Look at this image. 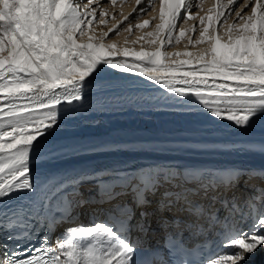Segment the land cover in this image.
<instances>
[{
	"label": "snow or ice",
	"instance_id": "6c2138e0",
	"mask_svg": "<svg viewBox=\"0 0 264 264\" xmlns=\"http://www.w3.org/2000/svg\"><path fill=\"white\" fill-rule=\"evenodd\" d=\"M105 2L108 7L100 0H0V204L27 194L24 204L0 213V221H7L0 231H8L5 239L15 242L11 248L0 244V264H192L201 245L190 248L184 232L200 236L217 226L226 229L238 210L236 195L229 194L241 176L249 175L240 169L179 171L152 164L67 171L44 182L32 179V158L45 146L38 138L56 131L66 115L86 110L82 97L105 86L95 83L105 71L144 77L165 90V100L218 118L217 122L246 128L264 115V0H215L207 10L203 0H132L130 11L125 12L121 3L118 14L117 0ZM150 25L151 30L143 31ZM99 26L103 27L97 34ZM110 34L123 37V45ZM182 41L183 51L167 50ZM200 45L206 47L189 50ZM232 147L106 141L73 144L42 158ZM247 148L264 152V145ZM259 178L264 179V171ZM85 182H94L96 189L87 198L80 191ZM149 197H156L155 211H141L136 230L147 237L153 231L151 217L159 213L157 224L165 240L155 248H141L144 241L133 243L129 236L132 206H151ZM85 204H113L123 216L119 227L110 223L114 217L108 211V220L68 227L51 246L49 230L66 221L75 223L73 210ZM217 205L226 210L223 219ZM165 212L174 215L169 219ZM234 232L228 239L232 254L211 264H247L264 251V217Z\"/></svg>",
	"mask_w": 264,
	"mask_h": 264
},
{
	"label": "bare ground",
	"instance_id": "6f19581e",
	"mask_svg": "<svg viewBox=\"0 0 264 264\" xmlns=\"http://www.w3.org/2000/svg\"><path fill=\"white\" fill-rule=\"evenodd\" d=\"M101 5L104 6L102 0H100ZM121 3H123V10L125 12L130 11L132 0H117V5L115 8V14H118L120 11ZM158 3V0H157ZM215 3V0H203V6L205 10L209 7H212ZM243 3V2H242ZM107 4V3H106ZM105 4V5H106ZM236 7V5H233ZM108 7V5H107ZM117 12V13H116ZM95 24V21H94ZM151 26V25H150ZM100 27H97V34L99 33ZM150 28H148L149 30ZM106 30V28H105ZM143 31H147V28ZM140 33L137 32L136 35ZM112 36V34H110ZM113 39H118L123 45V37H115L112 36ZM135 36L132 37L134 39ZM186 41H182L180 45H177L175 48L169 47L168 51H183L184 44ZM127 47H133L131 44L126 45ZM138 49L140 47L139 44L135 45ZM206 47V45L197 46V48H189L191 51H196L199 48ZM182 59V57L180 58ZM116 73L126 75L127 73H121L118 70H110L105 71L104 73L100 74L97 77V82L105 79L106 77H111ZM134 74V73H128ZM165 90H154L150 92L144 93H113L112 95H102L96 96V98H92L90 100H84L86 103V110L74 112L72 114L66 115L65 118L59 120V127L56 131L50 133L51 135H65L68 133H75L81 134L83 133H90V134H97L102 131L113 129V127L117 126H136L139 128L151 127L158 131L161 130H169L172 132H177V130L185 128L188 130L193 129H223L228 131L234 132H241V130H253L255 132L264 131V115L258 116L254 119L251 127L241 128L235 126L230 121H220L217 122L218 118L211 117L210 115L202 112L197 111H185L183 110V106L176 105L171 101H167L162 98L161 93ZM87 101V102H86ZM52 138V137H51ZM155 141V140H152ZM152 141H145V142H152ZM164 141H183V142H190L184 140H163L157 142H164ZM190 143L194 144H203L209 146H218V145H230L233 146L231 150H221L219 148H212L210 150H198L194 148H189L184 151H173V152H128L130 155L126 156V160H121L120 162H115L114 166L107 167L98 166L97 169L93 168H82L79 170L74 171H82V172H101L107 169H115V168H124L125 166H129L131 168H140L145 167L152 164H168L176 169L186 164H190V167H211L214 169H219V167H224L228 165V169H240L244 170L245 172L247 169L251 170H261L264 171V152L260 151L259 148L248 150V145H264V142L258 140H226V142H220L217 140H194ZM49 154H43L40 156H36L32 159V163L30 168L34 166V164L43 163L45 161H49L50 159H54L57 157L63 156H56L51 158H42L46 157ZM135 155V158L132 157ZM65 156V155H64ZM79 156V155H76ZM139 156H141L139 158ZM246 162L250 164H246ZM141 164V165H140ZM253 165L258 164L259 166L263 167L260 168L258 166L253 167ZM216 165H221L216 167ZM187 166V165H185ZM188 166V167H189ZM258 171L257 173H261ZM247 176H241L242 183L249 181V185L251 189H255L253 193V197L259 196L260 192L259 189V181L260 178L253 177V179H245ZM104 179H108V177H104ZM86 183V182H85ZM94 183V182H92ZM84 184V183H83ZM80 185V190L81 186ZM91 184V183H86ZM262 187L264 188V182L262 183ZM95 189V188H94ZM96 191V189H95ZM94 191V193H95ZM236 195V194H234ZM88 197V196H87ZM85 197V198H87ZM11 200H6L4 203L0 204V213L5 212V209L10 205ZM251 203L254 204L255 200H250ZM152 206L145 207L144 211L146 212H154L156 208V202L151 203ZM84 206L90 207L91 209L97 208L98 204H85ZM84 209V207H83ZM94 210V209H93ZM142 208L137 209V214L140 216ZM74 215V214H73ZM159 213L151 217L152 224L151 228L155 232L153 236L155 238H159L162 235L163 231L157 224V219L159 217ZM76 216V215H74ZM93 217V216H92ZM84 219H90L82 216L78 218L77 224L79 223L84 226L87 224ZM137 217L135 218V220ZM248 220V219H247ZM101 221V220H100ZM139 220H137L138 222ZM104 222V221H101ZM99 223V222H96ZM1 224V221H0ZM245 225L249 224L248 228H250L254 223L252 220H248L244 223ZM243 224V225H244ZM67 225V222H64L63 226ZM60 226V225H59ZM57 228H60L57 226ZM239 229V226H238ZM161 230V231H159ZM158 231V232H157ZM149 232V233H150ZM149 233L147 237L140 236V240H143L144 243L140 244L139 247L141 248H154L157 246V242H153L151 244L148 243L149 241ZM235 234V233H234ZM233 234V235H234ZM59 237L53 236V242L56 241V238ZM150 237V236H149ZM134 242L137 241L138 237H133ZM229 238H225L223 242H219L218 246V253L219 256H226L229 253L230 244L228 243ZM133 241V240H132ZM229 255V254H228ZM213 259V260H218ZM211 264V263H210Z\"/></svg>",
	"mask_w": 264,
	"mask_h": 264
},
{
	"label": "rangeland",
	"instance_id": "374dc122",
	"mask_svg": "<svg viewBox=\"0 0 264 264\" xmlns=\"http://www.w3.org/2000/svg\"><path fill=\"white\" fill-rule=\"evenodd\" d=\"M109 2H110V0H109ZM242 2H243V0H238V3H242ZM102 3H104V7H107L108 3L106 4L105 0H102ZM105 4H106V5H105ZM236 6H237V5H236ZM233 7H235V6H233ZM249 7H251V5H249ZM192 11H196V9L193 8ZM245 11H248V9H245ZM116 13H117V12H116ZM197 23H198V22H197ZM217 27H219V25H217ZM148 28H150L149 30H151V26H149ZM148 28H147V31H148ZM246 164H250V163L246 162ZM140 165H141V164H140ZM218 166H221V165H216V167H218ZM252 166H253V167L258 166V167H260V168H263V167L259 166L258 164H256V165H253V164H252ZM94 188H95V187H94V183H91V184H86V183H84V184L81 186L83 196H84V197H87L88 195H90V194H92V193L94 194V191H95ZM89 189H91V192H89ZM262 217H264V215H263ZM84 220H85V221H88V222H86L87 224H85L86 226H92V225H93V222H89L88 219H84ZM77 223H78V222L75 221V223H71L72 225H70V226H68V227H73V226H75V224H77ZM81 224H82V223H81ZM79 225H80V223H79ZM248 226H249V224H247V225L244 224L243 227H242L241 229H242V230H247V229H249ZM68 227L61 229V231L58 232V233H59L58 235L61 236V234L64 233V231H65ZM132 242H133V241H132ZM133 243H134V242H133ZM52 246L54 247V246H55V243H53ZM229 246L231 247V245H229ZM228 254L231 255L232 253L229 251ZM228 254H226V255H228ZM217 257L220 258L221 256H217ZM217 257H216V259H217ZM247 264H264V251H259V252L255 255V258L249 260V261L247 262Z\"/></svg>",
	"mask_w": 264,
	"mask_h": 264
}]
</instances>
